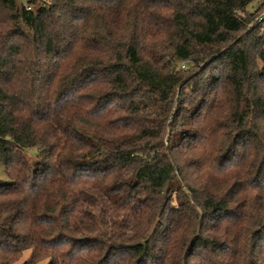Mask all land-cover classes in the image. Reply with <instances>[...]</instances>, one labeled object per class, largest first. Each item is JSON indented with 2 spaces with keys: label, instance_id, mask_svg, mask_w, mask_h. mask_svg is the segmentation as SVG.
<instances>
[{
  "label": "trees",
  "instance_id": "obj_1",
  "mask_svg": "<svg viewBox=\"0 0 264 264\" xmlns=\"http://www.w3.org/2000/svg\"><path fill=\"white\" fill-rule=\"evenodd\" d=\"M0 168V264H264V0H0Z\"/></svg>",
  "mask_w": 264,
  "mask_h": 264
},
{
  "label": "rangeland",
  "instance_id": "obj_2",
  "mask_svg": "<svg viewBox=\"0 0 264 264\" xmlns=\"http://www.w3.org/2000/svg\"><path fill=\"white\" fill-rule=\"evenodd\" d=\"M21 1L22 2H26L27 0H21ZM28 7H29V5H28ZM37 152H38L37 149L30 150L29 156L31 157L32 160L36 158ZM0 179L1 180L6 179L2 168H0ZM29 256H30V251L26 252L24 254L23 258L19 262L15 263V264H22L25 260H27L29 258ZM39 264H49V260H44V261H42Z\"/></svg>",
  "mask_w": 264,
  "mask_h": 264
},
{
  "label": "built area",
  "instance_id": "obj_3",
  "mask_svg": "<svg viewBox=\"0 0 264 264\" xmlns=\"http://www.w3.org/2000/svg\"><path fill=\"white\" fill-rule=\"evenodd\" d=\"M27 9H28V7H27ZM183 67H185V64H183Z\"/></svg>",
  "mask_w": 264,
  "mask_h": 264
}]
</instances>
